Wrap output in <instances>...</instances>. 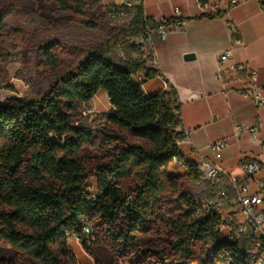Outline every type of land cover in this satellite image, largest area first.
Here are the masks:
<instances>
[{"label":"trees","instance_id":"obj_1","mask_svg":"<svg viewBox=\"0 0 264 264\" xmlns=\"http://www.w3.org/2000/svg\"><path fill=\"white\" fill-rule=\"evenodd\" d=\"M47 1L97 28L86 19L102 0ZM258 1L264 11V0ZM129 17L124 38L146 39L142 6ZM62 51L57 43L40 50L42 67L54 77L44 93L0 101V244L12 250L0 264H78L71 237L83 241L94 264H250L248 242L217 232L221 218L189 189L201 181L196 167L189 165L184 176L169 173L185 138L178 132L177 91L146 96V80L161 74L142 57L117 63L102 48L65 70ZM138 73L142 83L134 78ZM0 85L13 89L1 76ZM100 92L111 105L104 126L75 125ZM101 244L110 250V263L96 257Z\"/></svg>","mask_w":264,"mask_h":264},{"label":"crops","instance_id":"obj_2","mask_svg":"<svg viewBox=\"0 0 264 264\" xmlns=\"http://www.w3.org/2000/svg\"><path fill=\"white\" fill-rule=\"evenodd\" d=\"M231 1L209 0V7L204 8L198 0H143L145 16L168 20L169 33L166 40L155 36L151 41L139 38L132 43L140 50L135 58L142 53L151 56L149 65L161 74L146 80L145 95L175 89L182 105L178 132L188 140L179 146L180 162L171 163L169 173L187 175L188 166H195L204 157L227 172L217 187L230 188L231 181L247 182L251 192H257V181H264V107L256 106L242 93L243 76L219 77L218 60L223 51L233 49V63H245L257 70L264 88V11L258 0H236L234 6ZM176 10L181 17L175 16ZM189 54L195 58L187 61L185 56ZM102 93L109 101L107 93ZM237 123L257 128V138L248 132L235 138ZM221 140L229 141V146L217 160L211 147ZM243 158L260 162L261 172L254 178L247 179L240 170ZM208 191L203 189L201 193L206 197Z\"/></svg>","mask_w":264,"mask_h":264},{"label":"rangeland","instance_id":"obj_3","mask_svg":"<svg viewBox=\"0 0 264 264\" xmlns=\"http://www.w3.org/2000/svg\"><path fill=\"white\" fill-rule=\"evenodd\" d=\"M112 0H102L95 10L88 12L87 19L97 23L96 29L87 28L85 21L61 13L56 4L47 0H0V16L5 20V33L0 35V76L7 79V89L0 85V101L9 98H33L44 93L53 83V73L41 65L40 50L51 44L63 47L61 62L63 69H73L87 55L99 49H106L109 57L117 63H125L137 56V45L124 38V29L131 17L113 20L110 14ZM121 45L113 47L114 42ZM135 44V45H134ZM142 58L150 62L147 54ZM103 93L92 100L87 108L76 115L75 125H85L91 129L104 126L102 116L110 105ZM92 193H95V181H90ZM206 182L189 184V189L203 205L207 196L201 193L210 189ZM89 245L92 239L89 238ZM83 241L75 237L68 240L69 247L75 254L78 264H94V259L85 251ZM144 248L156 249L148 242ZM12 254L9 246L0 244V257ZM96 257L104 262H111L109 248L101 244L95 247ZM119 264H130L120 262Z\"/></svg>","mask_w":264,"mask_h":264},{"label":"built area","instance_id":"obj_4","mask_svg":"<svg viewBox=\"0 0 264 264\" xmlns=\"http://www.w3.org/2000/svg\"><path fill=\"white\" fill-rule=\"evenodd\" d=\"M198 1L203 3L204 8L209 7V0ZM112 3L110 14L113 20L128 17L136 6L143 8V0H112ZM237 4L236 0L230 2L231 6ZM175 16L181 17L179 10L175 11ZM167 22L166 19L149 20L146 17V23L143 27L146 40L151 41L155 36L166 40L169 33ZM233 54V49H227L220 54L218 60L219 77L222 79L225 75H232L237 78L243 76L240 80L242 93L250 96L256 106L264 107V88L259 82L257 70L245 63H233ZM134 78L139 83L145 80L141 73L135 74ZM247 132L253 138H257L259 131L257 128L250 129L244 124L237 123L234 125L235 138ZM187 140L188 136L185 135V138L178 145H182ZM228 146L229 141L227 140L213 144L211 150L217 160L222 159L223 150ZM179 162L180 160L175 158L172 163ZM195 167L201 180L211 186L204 206L207 211L216 213L221 218V223L216 231L233 241H247V256L250 264H264V181H257L259 188L257 192H251L247 182L231 181L230 188H219L216 183L227 177V172L223 167L204 157L196 163ZM239 168L247 179H251L261 172L262 166L255 159L243 158ZM85 234L87 238H90L89 229H85Z\"/></svg>","mask_w":264,"mask_h":264},{"label":"water","instance_id":"obj_5","mask_svg":"<svg viewBox=\"0 0 264 264\" xmlns=\"http://www.w3.org/2000/svg\"><path fill=\"white\" fill-rule=\"evenodd\" d=\"M194 58H195V56L191 55V54L185 56V60H187V61L193 60Z\"/></svg>","mask_w":264,"mask_h":264}]
</instances>
